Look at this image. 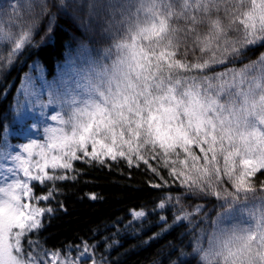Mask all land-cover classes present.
<instances>
[{
  "label": "snow or ice",
  "instance_id": "obj_1",
  "mask_svg": "<svg viewBox=\"0 0 264 264\" xmlns=\"http://www.w3.org/2000/svg\"><path fill=\"white\" fill-rule=\"evenodd\" d=\"M53 6L86 11L89 24L104 19L101 36L112 43L89 57L75 88L62 81L53 93L49 103L61 105L51 116L58 126L44 129L43 142L13 145L2 126L0 264H99L95 245L84 242L69 256L41 248L39 240L43 218L53 212L40 202L55 197L57 182L77 179L84 171L77 161L145 165L164 181L153 188L167 186L159 169H168L187 190L176 203L182 196L223 201L211 232L193 237L198 264H264V195L257 197L254 179L264 175V52L256 54L264 48V0H57ZM49 7L48 0H25L23 13L11 6L7 24L0 17V60L11 63L31 43ZM37 186L47 191L37 195ZM170 202L171 196L157 207ZM145 215L132 212L134 220ZM188 215L174 213V220ZM160 220L167 224L166 216Z\"/></svg>",
  "mask_w": 264,
  "mask_h": 264
},
{
  "label": "trees",
  "instance_id": "obj_2",
  "mask_svg": "<svg viewBox=\"0 0 264 264\" xmlns=\"http://www.w3.org/2000/svg\"><path fill=\"white\" fill-rule=\"evenodd\" d=\"M48 2L50 7L31 43L11 63L0 60V131L3 125L8 126L9 142L13 145L30 140L43 142L44 129L58 126L51 116L60 112L61 105L49 103L53 93L59 94L64 87L62 81L75 88L78 73L88 66L89 57L98 58L112 43V39L101 36V29L107 26L104 19L92 20L89 24L86 11L76 14L69 9L63 13L53 6L57 0ZM24 4L25 0H0V17H5V24L11 6L16 5L23 13ZM82 45L89 51L82 50ZM260 52L264 48H258L256 54ZM256 54H250L251 58L255 59ZM199 55L197 51L195 56ZM194 58L189 50L188 59ZM248 62L249 58H245L244 63ZM237 66L243 67V64ZM108 164L110 168L75 162L76 168L84 171L76 180L57 182L59 190L55 197L40 202L53 209L43 218L39 231L41 248L74 256L77 246L82 251L83 243L87 242L95 245L94 259L99 264H180L181 260L198 264V257L193 258V237L199 236L201 229L211 232L212 221L225 211L220 207L223 201L215 196H182L181 202L176 203V196L187 190L178 181L173 183L168 169H159L167 186L153 188L151 183L164 181L147 170V166L129 168L125 161H108ZM152 164L155 166L156 161ZM254 179L257 197L264 195L259 192L264 175L258 174ZM224 187L232 191L227 180ZM35 191L38 195L47 189L37 186ZM93 193L99 198L89 199ZM169 196L171 202L165 209H159L157 205ZM240 203H244L243 199ZM197 205L199 212L195 211ZM139 210L146 215L134 220L132 212ZM174 213L189 215L178 222L174 220ZM161 215L166 216L167 224L160 220ZM31 235L35 238V234ZM24 247L27 251V243ZM182 252L187 255L182 256Z\"/></svg>",
  "mask_w": 264,
  "mask_h": 264
},
{
  "label": "rangeland",
  "instance_id": "obj_3",
  "mask_svg": "<svg viewBox=\"0 0 264 264\" xmlns=\"http://www.w3.org/2000/svg\"><path fill=\"white\" fill-rule=\"evenodd\" d=\"M76 14H78V13H76Z\"/></svg>",
  "mask_w": 264,
  "mask_h": 264
}]
</instances>
